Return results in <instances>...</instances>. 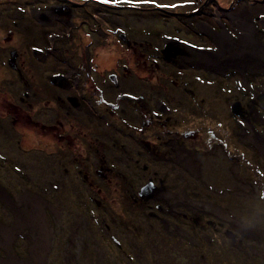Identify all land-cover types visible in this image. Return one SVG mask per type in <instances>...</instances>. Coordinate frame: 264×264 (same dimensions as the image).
<instances>
[{
    "label": "rangeland",
    "instance_id": "1",
    "mask_svg": "<svg viewBox=\"0 0 264 264\" xmlns=\"http://www.w3.org/2000/svg\"><path fill=\"white\" fill-rule=\"evenodd\" d=\"M42 1L45 0H0V44H2L3 38L7 36L8 29H11L13 30L12 38L7 43H11L14 48L20 50H25L29 44L31 54L35 59L43 60L45 57H49L48 53L53 48L49 49V46H47L48 50L44 54L43 49L46 46L43 45L45 40L42 41V30L29 23L32 20L29 15L30 10L36 8L37 11H41L45 9L41 4ZM47 1L48 4L61 2L60 0ZM67 1L87 3L84 7L75 8L74 12L71 9L69 10V13L77 16L79 20L89 13L94 15L95 19H97L96 21L99 20L101 22V16L109 17L111 13L117 16L123 15L124 29L131 32L137 31L148 42L154 43V69L158 75L161 74L159 80L164 77L162 78L164 86L171 89L173 97L176 100H181L186 108L187 106L190 108L194 107L192 104L195 103L193 97L183 94L177 86L172 84V80L176 82H191L192 80L191 78H186L183 71L182 73L174 72L162 58L172 59L174 56L169 51L172 47L179 45L183 40H192L191 35H189L192 29L189 23L186 22L188 14L191 15L198 10L200 5L203 6L205 2L210 1L206 5L205 10H208L209 18H213L212 14H209L215 11L216 6L213 1H218L223 6H228L231 1L235 2V0ZM123 5H133L143 10L133 11L118 8ZM236 6L242 16L245 17L244 14H250L252 26L255 25L258 34L264 35V0H238ZM58 7L53 8V10L60 13L64 8L67 11L66 7ZM246 20L248 24L246 26V37L243 38V35H240L242 42L238 41L243 47L236 52L240 58L244 57V60H246L247 66L245 65V68L247 71L263 73L264 50L258 46L257 38L254 37L256 33L251 30V24L248 19ZM207 21L213 25V21L206 19ZM216 23L222 28V22L220 24ZM70 30V27H66L67 33ZM239 33L241 32L239 31ZM147 34H150V36L147 37ZM118 54L117 49L113 48L107 52H100V59L101 55L103 59L97 61L99 71L104 74L117 73L116 60L118 59ZM248 54L254 55L250 58L247 56ZM104 55L106 58H104ZM5 59H7V56L4 57ZM240 69L242 72L246 70L244 68ZM0 72L2 76L7 74L6 71L0 70ZM251 72H249V75H245L244 78H235L231 86L228 85L223 88H217L214 84L197 86L196 95L200 98L201 104L202 100L204 101L205 108H203L206 109V112L199 114L192 110L188 116L182 109H178L177 117L166 125L174 123L176 127H181V124L189 118L192 126L203 125L206 127L200 128L201 131H198L201 134L198 145L204 151L212 147L214 143L223 147L227 145L228 155L240 158V153L238 154L236 148L232 147L235 136L230 131H233L235 134L242 133V138L245 142L257 146L264 152V119L261 117L262 114L259 116L262 108H258L257 104L261 99L264 102V91L261 90V86H252L251 83L253 78H257L260 81L264 76L254 75ZM169 73L174 78H168L165 75ZM0 79H2L0 82V93H4L0 94V198L8 202L3 190L14 197L23 193L24 190L30 192L18 198L17 205L12 208L13 212L9 213V210L2 206L0 208V212L5 216L9 214L8 219L15 217V219L11 220L12 222L9 226H0V264H154V258L159 260L160 263L166 264L167 252L164 250L155 249V255H158V251L160 252L159 256L153 258V263L151 258L140 256L141 254H130L132 257L128 254L129 258L124 255L118 256L112 249L109 250L107 248V242L113 247L117 245L113 240H110L113 233L109 232L106 234L104 229L97 225L104 213L108 211L109 213H115L117 209H121L122 212L133 215L123 217L116 223L119 228L124 226L125 221L130 225L128 232L130 239H126L125 242L123 238H116L118 242H121V245H126L123 250H127L128 246L145 247L150 250L154 248V242L159 243L162 241L159 219H161V222L167 219L161 218V213L154 208L153 203L142 205L135 202V193L141 179L140 175L147 177L151 170H154V164L127 162L125 160L124 162L102 161L100 157H97L98 153H95L92 157L96 159L93 161H83L89 160L85 157H82V159L84 158L83 160H74L62 156H51V152L60 154H64V152L52 139L45 140L37 132L35 135L32 132H27L25 142L28 147H21L18 136L23 132L21 130L23 125L19 122L15 124V114H10L6 108L3 109L1 106L2 101L14 104L19 109H22L23 112L30 114L31 118L28 117V124L29 127L34 129H36V126L32 123V118L45 119L53 124H58L61 121L66 126L73 128L74 131L83 130V132L89 134L87 138H95V149L100 154L108 151V146H104L107 143L106 141L116 139L118 142H124L126 137L122 136L123 133L117 134V131H112L103 125L105 124L104 122L97 123L93 120L94 118L91 117V114L86 111L83 113L76 112L77 118L74 120L59 119L57 121L55 95L63 98L61 99V105H58V110H61V106L69 112L73 110L70 101L74 94L67 87L68 84L65 81L48 77L27 78L31 84L29 90L26 85L23 88V81L25 80L17 78L20 84H15L17 89H15L14 95L11 96L9 93H11L12 89L7 85V78ZM154 81H156L155 78ZM261 82H264V79L260 81V84ZM9 89L10 92L8 93ZM32 89L37 91L38 96H34ZM233 90L235 92L230 93ZM162 94V90L157 95L154 93V101H163L164 95ZM90 96L91 94H87V97ZM95 97H100L102 100H111L108 106L102 103V107H104L102 111L107 114H112L110 109L115 108L119 103V99H114L110 89L105 91L104 88L99 89L98 93L93 95V98ZM241 97H244L248 104L244 103ZM65 98L66 100H64ZM85 103V101L84 103L80 101L77 104L79 108H86ZM142 104L143 106H149L150 98L144 97ZM100 105L101 103L97 104V106ZM43 111H48L50 114L46 115ZM242 111L243 114H239ZM249 111L251 114L248 113ZM39 112H43L42 118L37 117L41 116ZM233 114H236V119H234L235 116ZM107 116L112 123L122 127V120L119 115ZM227 121L237 122V128L235 126L225 127L224 123ZM95 123L105 128L102 127L103 130L96 129ZM222 124L223 126H221ZM98 131L101 132V136H97ZM155 131L162 137H167V133L170 135V131H167L165 127H159ZM244 131H248L249 134ZM171 132L174 133L175 131ZM191 138L193 137L191 136ZM39 143H42V146ZM18 146L22 148L21 151H19L20 147ZM23 149L26 153H23ZM222 150V157H220V150H218L217 158H215L214 154L201 158L200 161L203 162L202 171L200 170L199 161L194 159H190L184 166L186 170H189V174H186L189 182L183 186V189L188 191L187 198L191 196L189 191L192 192V199H188L186 202H184L182 193L170 194L163 188H172L170 182L173 178L172 172L161 169L157 165L159 172L168 178L166 179L158 174L157 171H154V178L150 181L151 187H154V189H149L144 193L145 199L158 198L162 201H170L172 204L168 205L169 212H174L179 206L181 210L187 206L186 209L192 210L195 214H202L203 218V221H198V216L190 217V221L187 223V235L189 236L187 238L189 240L178 241L169 245L171 247V260H169L168 264H264V189L261 188V181L264 182V169L259 168L258 164H251L249 168L246 167L244 169L251 170L250 174L241 172L233 174L232 169L230 174L228 169L232 166V162L230 163L231 157L227 155L226 149ZM66 153L87 154V151L78 147V149H69ZM48 159H53L55 162H49ZM257 159L261 160L258 157ZM239 166L242 167V161ZM96 169L102 171V173H106L108 170L106 181L102 177H96ZM198 174L200 176H196ZM173 176L177 177L175 173ZM238 178L247 181L248 185L246 188L242 185L245 183L243 181L240 182L239 186L235 185V182L239 181ZM253 180H255L254 183ZM16 183H23L22 188L24 190L17 186ZM102 184L108 191L107 193L111 195L105 197L103 201L101 200L106 209L101 208L103 204L100 207L97 205L99 200L97 199L98 195L95 187ZM111 185H114L115 189L111 188ZM158 185L163 187L158 188ZM202 187H208V190H204ZM237 188L243 193H253L254 195L252 198L247 199L229 193ZM142 190L145 192L146 188L143 187ZM31 193H37L42 200ZM220 195H229L228 200L238 197L240 201H243L241 206L246 209L251 207L249 216H243L244 213L239 212V215H237L239 221L236 220V223L228 221L226 225L224 222L230 220V213L227 214L222 209L223 200H221ZM112 202L116 203L114 205L115 209H110L113 207ZM217 205L219 206L217 207ZM152 208H154V215L151 214L152 211L150 209ZM235 210L238 212L237 209ZM45 211L48 217H50V213L57 216V219L50 217L55 223L58 222L56 228L53 227L55 223L49 221ZM247 213L249 212L246 211V215ZM175 214L172 215L175 216ZM141 216L144 218L142 219ZM61 220L62 222L59 224ZM72 221L75 229H79V233H75L74 227H71ZM167 222L171 225L172 230L169 231L173 232V236H181L177 232L179 224L171 219ZM50 224L52 227H50ZM203 224L207 227H202L203 230H199ZM182 230L186 231L184 228ZM241 230L245 232V241L240 236H236L237 232H241ZM24 231H28L31 235L26 246L27 249L29 248V255L25 252L22 254L26 257H17L14 253L13 245L16 243L17 236ZM61 231L64 235L57 237L53 241L54 233L57 236L60 235ZM71 234H76V240L73 243L74 247L71 248L70 246L71 250H76L77 252L73 256L68 255L67 249L65 251V246L67 247L68 245L66 241ZM90 234L92 237H90ZM192 236L198 237V239H206L207 244L205 246L201 244L199 247V243L195 241L192 243L194 240ZM64 238L65 240L61 241ZM57 241H59V244ZM61 243L63 247H61ZM82 243L83 248L81 247ZM76 246L79 247L77 248ZM160 257L162 258L158 259Z\"/></svg>",
    "mask_w": 264,
    "mask_h": 264
},
{
    "label": "flooded vegetation",
    "instance_id": "2",
    "mask_svg": "<svg viewBox=\"0 0 264 264\" xmlns=\"http://www.w3.org/2000/svg\"><path fill=\"white\" fill-rule=\"evenodd\" d=\"M60 1L61 2L59 3L48 4V1L45 0L41 2L42 6L45 7L44 10L37 11L35 8L29 11L30 19H32L29 23L42 30V41L45 40L43 45L46 46L43 49L44 54H46L48 48H53L48 53L49 57H45L43 60L39 58L35 59L31 54L29 44L25 50L14 48L11 43H7L11 40L13 34V30L8 29L6 33L7 36L3 38V42L0 44V47L2 46L0 48V70L6 71L7 74L6 76H2L0 72V78H7V85L12 89L11 93H9L10 89L8 91L11 96L14 95L15 89H17L15 88V84H20V81L17 78H23V80H25H22L23 88L26 85L29 90L31 84L29 83L30 80L27 78L48 77L58 78L61 81H65L68 84L67 87H69L70 91L74 94L70 101L73 110L72 112H69L62 106L61 110H58V105H61V99L63 98L55 95V108L57 110L55 114L57 121L59 119L74 120L77 118L78 112L83 113L86 111L88 114H91V117H93V120L97 123L104 122L105 124L103 125L110 128L112 131H117V134L123 133L122 136L126 137V140L124 142H118L116 139L106 141L107 143L104 144V146H108V151L100 154V152L95 149V138H87L89 134L83 132V130L74 131L73 128L66 126V124L61 121L60 123L58 122V124H53L45 119L32 118L31 121L35 124L34 126H36V129H34L29 127L28 124V117L31 116L30 114L23 112L22 109H19L14 104H8L5 101L1 102V106L3 109L6 108L10 114H15V124L19 122L23 125L21 128L23 132L18 136V140L21 142V147H28V144L25 142L27 132H32L34 135L37 132L42 138H45V140L52 139L54 143L62 149V152H64V154L51 152V156H62L64 158H72L74 160H83L84 158L82 159V157H85L89 160L83 161H93L96 159L92 157L95 153H98L97 157H100L102 161L124 162L125 160L127 162H147L154 164V170H151L147 177H143L142 174L140 175L141 179L139 187L135 193V202L142 205H150L153 203L154 208L161 213V218L167 219L162 222L161 219H159L160 233L163 237L162 241L159 243L154 242V248L150 250L145 247L138 248L133 246H128L127 250H123L126 245H121V242H118L116 238H123L125 242L126 239H130V236L128 235L130 225L125 221L124 226L119 228L116 226V223L119 219H123V217H130L132 214L125 213L122 212L121 209H117V212L115 213H109V211L104 213L101 220L103 219L105 223L104 227L106 231L113 233L110 240L117 243V245L113 247L109 242H107V248L109 250L112 249V251L116 252L118 256L124 255L129 258L128 254H141L140 256L143 255L147 258H154L159 256V252L163 250L171 253V247H169L171 243L189 240L187 238L189 237L187 235V223L190 221V217L194 218L198 216V221H203V218L202 214H195L192 210L186 209L187 206H185L183 210H181L179 206L174 212H169L168 205L172 204L170 201H162L158 198L145 199L144 193H146L149 189H154V187H151L150 184L151 179L154 178V171H157L158 174L168 179L161 172H159L157 165L160 166L161 169L172 172L173 177L172 181H170L172 188H166L161 185H158V188L163 187L170 194H175L177 192L182 193L184 195V202H186V200L192 199V192L189 191L191 196L187 198L188 191L184 190L183 186L189 182V179L186 176V174H189V170H186L184 166H186L190 159H194L199 161V166L201 167L200 170L202 171L203 162L200 161L202 157L214 154L215 158H217L218 150H220V157H222V149H226L227 153L228 146L225 145V147H223L220 144L214 143L212 145L213 148L210 147L211 149L209 148L205 151L201 150L198 145V142L201 139V134L198 131L200 128L206 127L203 125L192 126L189 118L181 124V127H176L174 123L169 125L166 124L177 117L178 109H182L188 116L192 110L199 114H204L203 112H206L203 104L204 101L202 100L201 104L200 98L196 95L197 86L201 87L214 84L217 88H223L224 86H231V83L234 82L235 78H244L245 75H249V72L251 71H247L245 68V65L247 66L246 60H244V57H241V59L236 52L243 47L238 41L242 42L240 35H243V38L246 37V26H248L247 20L240 14V11L237 10L236 5L238 4V0H235V2L231 1L228 6H223L220 2L213 1L216 6L215 11L209 13L212 14L213 18H209L208 10H205L206 5L210 3V1L205 2V5L203 6L200 5L197 11H194L191 15L188 14L186 16V22L189 23L190 28L192 29V32H189L192 40H183L179 45L172 47V49L169 50L174 56L172 59L162 58L163 61L168 64V67L173 69L174 72L182 73L183 71L185 77L191 78L192 80L191 82H176L175 80H172V84L177 86L183 94L193 97L195 103L192 104L194 107L190 108L187 106L186 108L184 104H182L181 100H176L173 97L172 90L164 86V81L162 80L164 77H161V80H159L161 74L158 75L154 69V43L148 42L137 31L131 32L124 29L123 15L117 16L114 13H111L109 17L101 16V22L99 20L96 21L97 19H95L94 15L89 13L81 17L79 20L77 16L70 14L69 10L71 9L72 12H74V10H76L75 8L84 7L87 3H74L67 0ZM58 6H62L61 8L66 7L67 11L64 8L60 13L54 11L53 8H59ZM118 8L133 11L143 10L133 5H123ZM246 11L248 12L247 9ZM206 19L213 21V25L208 21L206 22ZM19 20L21 19L19 18ZM216 22L219 24L222 22V28ZM249 22L251 24V21ZM66 27H70L71 30L69 33L66 31ZM250 28L256 33L254 37L257 38V41L255 39L254 40L257 42L258 46L264 50V35L258 34L255 25L252 26L251 24ZM239 31L241 33H239ZM146 36L148 37L150 34H147ZM47 46L49 47L47 48ZM111 48L117 49L119 52L118 59L116 60L117 73L104 74L99 71L97 61L103 59L102 55L100 59V52H107ZM253 55L254 54H248L247 56L252 58ZM5 56H7V59L4 60ZM237 57H239V59H237ZM104 58H106L105 55ZM240 68H244L246 70L242 72ZM251 73L258 76H264V72L260 73L258 71L257 73L256 71H252ZM165 75H167L168 78H174L170 73ZM154 78L156 81H154ZM263 79L264 77L260 81ZM1 80L2 79H0V82ZM260 81H257L256 83L253 82L252 86H261V90L264 91V82H261L260 84ZM154 82L156 83L154 84ZM143 85H145V87H143ZM101 88H104V91L106 89H110L114 99H119L118 105L115 108L110 109L112 110V114H107L102 111L104 108L102 107V103L108 106L111 100H102L100 97L93 98V95L97 94L98 90ZM160 90H162V95H164V98L162 99L163 101H154V93L157 95ZM234 92L235 91L233 90L230 93ZM32 93L34 96H38L35 89H32ZM87 94H91V96L87 97ZM144 97L150 98L149 106H143L142 99ZM241 99L244 103H247L244 100V97H241ZM64 100H66V98ZM80 101L83 103L84 101L86 102V108H79L77 103ZM239 102L241 103V101ZM98 103H101V105L97 106ZM45 104H47V102H45ZM257 104L258 108H262L263 110L259 112V116L262 114L261 117L264 119V102L261 99ZM43 112L46 115L50 114L48 111ZM43 112H39V115L41 116L37 117L42 118ZM248 113H250V111ZM239 114L242 115L243 111L239 112ZM107 115H119L122 120V127H118L115 123H112ZM233 116H235L234 119H236V114H233ZM94 126L99 130H103L102 127L105 128L104 126L100 127V125L96 123ZM221 126H223V124ZM224 126L229 128L235 126L237 128V122L227 121L224 123ZM159 127L167 128V131H170V135L168 133L167 137L159 135V133L155 131ZM252 130L254 129L252 128ZM171 131L175 132L172 133ZM98 132L97 136H101V132ZM230 132L233 136H235V138H233L232 147L236 148L238 154L240 153V158L229 156L227 153V155L231 157L230 163L232 162V166L229 167L228 172L230 174L232 171L233 174H238L240 172L250 174L251 170L244 169L246 167L249 168L251 164H258L259 168L263 170L264 152L262 149L245 142L242 138V133L235 134L233 131ZM244 132L249 134L248 131ZM191 136L193 138H191ZM39 145L42 146V143H39ZM21 147L19 148V151L22 150ZM78 147L86 150L87 154L66 153L69 149H78ZM23 153H26L24 149ZM257 157L261 158V160L257 159ZM48 161L55 162L53 159H48ZM241 161L242 167L239 166ZM107 173L108 170L106 173H102V171H99L98 169L95 171L96 177H102L104 178V181L107 180ZM174 173L178 178L173 176ZM196 176L200 175L198 174ZM194 180L202 186L198 180L195 178ZM238 180L239 181L237 183L235 182V185L239 186V183L243 181L245 183L242 185L246 188V185H248L247 181L240 180L239 178ZM33 181L37 183L35 180ZM22 184L16 183V185L21 188ZM110 187L115 189L114 185H111ZM143 187L146 188L145 192L142 190ZM95 189L96 194L98 195L97 199L99 200L97 205L100 207L101 204H103L102 201L104 198L111 195L107 193L108 191L103 184L97 185ZM202 189L208 190V187H202ZM3 191L5 192L8 202H5L0 198V208L1 206L7 208L9 213L13 212L12 208L17 205L19 197L30 193L24 190L23 193L17 194L14 197L9 192L7 193L5 190ZM229 193H233V195H239L247 199L252 198L254 195L253 193H243L238 190V188ZM31 194L39 197L37 193ZM220 196L222 198L221 200H223V204L221 205L222 209L225 210L227 214H231H229L230 220H226L224 222L226 225V222L228 221L231 223H236V220L239 221L237 216L239 215V212L242 214L244 213L243 216H249V209L251 207L246 209L241 206L243 201H240L238 197L233 200H228L229 195ZM115 204L116 203H113V207L110 209H115ZM218 206L219 205H217V207ZM101 208L106 209L104 204ZM154 208L150 209L152 211V215H154ZM235 209H237L238 212ZM246 211L249 212L247 215ZM174 213H176L175 216L172 215ZM45 214L48 217L46 211ZM12 216L14 217L13 213ZM7 217H9V214L5 216L0 212V226H9L12 222L11 220L15 219V217H12L13 219H8ZM50 217H55L57 219V216L51 213ZM50 217H48V219L53 223L54 221ZM141 218L143 219L144 217L141 216ZM170 219L179 224L177 232H179L181 236H173V232L169 231L172 230L171 225L167 222ZM61 222L62 220L59 224ZM57 223H55L53 227L56 228ZM72 223L71 227L73 228L74 222L72 221ZM50 227H52L51 224ZM180 227L182 229L184 228L186 231L182 230ZM202 227L206 228L207 226H204L203 224L200 226L199 230H203ZM85 229L87 230V228ZM78 230L79 229L76 230L74 227L75 233H79ZM26 234H29V232L24 231L16 238L15 242L21 244V246L20 244L18 245L19 251L15 250L16 243L13 245V250L17 257H26L22 254L25 253L23 251V239L18 242L20 237L24 238ZM236 236H240L244 239L245 232L241 230V232H237ZM90 237H92L91 234ZM192 237L194 238L192 243L194 241L199 243V247L201 244H204V246L207 244L206 239L204 238L198 239V237ZM55 239H57L56 235H54L53 241H55ZM28 240H30V238ZM62 240H65V238L61 239V241ZM75 240L76 234H71L69 235L66 244L69 243L73 246ZM57 242L59 244V241ZM61 247H63L62 243ZM76 247L78 248L79 246ZM81 247L83 248V243L81 244ZM65 248L67 249L66 246ZM155 249L160 250L158 251V255H155ZM26 252L28 253L27 255H29V248ZM67 252L68 255L72 256L77 253L76 250H69ZM130 256L132 257V255Z\"/></svg>",
    "mask_w": 264,
    "mask_h": 264
},
{
    "label": "trees",
    "instance_id": "3",
    "mask_svg": "<svg viewBox=\"0 0 264 264\" xmlns=\"http://www.w3.org/2000/svg\"><path fill=\"white\" fill-rule=\"evenodd\" d=\"M257 81H258L257 78H253L252 81H251V83H253V82L256 83ZM209 148H210V147H209ZM254 181H255V180H253V183H254ZM261 183H262L261 188L264 189V182L261 181ZM239 184H240V183H239ZM252 185H253V184H252ZM246 186H247V185H246ZM258 188H259V186H258ZM97 225L100 226V227H102V228L104 229V233H106V234L109 233V232L106 231V229H105V227H104V226H105V223H104L103 219H102ZM54 235H55V233H54ZM61 235H64L63 232H61L60 235H57L56 237L59 238ZM29 238H30V235H29V234H26V236H24V238H21V237H20V241L23 239V242H24V243L21 242V243H23V251H24V252L27 251V247H26V245L29 243V240H28ZM20 241L18 240V242H20ZM19 244H20V243H16V245H15V250H16V251H19V249H18V245H19ZM25 244H26V245H25ZM20 246H21V244H20ZM70 246H71V248L73 247L72 244H69V243H68V245H67V250H68V251L71 250ZM65 250H66V248H65ZM161 258H162V257H160V258H158V259H161ZM163 259H164V258H163ZM151 260H152V263H153V258H151ZM169 260H171L170 252H167V253H166V264H168ZM154 264H164V263H160L159 260H157L156 258H154Z\"/></svg>",
    "mask_w": 264,
    "mask_h": 264
},
{
    "label": "bare ground",
    "instance_id": "4",
    "mask_svg": "<svg viewBox=\"0 0 264 264\" xmlns=\"http://www.w3.org/2000/svg\"><path fill=\"white\" fill-rule=\"evenodd\" d=\"M245 15V17L244 18H246V19H248L249 21H250V14L249 13H247V14H244ZM250 23V22H249Z\"/></svg>",
    "mask_w": 264,
    "mask_h": 264
}]
</instances>
